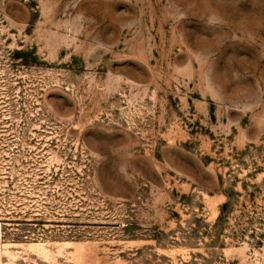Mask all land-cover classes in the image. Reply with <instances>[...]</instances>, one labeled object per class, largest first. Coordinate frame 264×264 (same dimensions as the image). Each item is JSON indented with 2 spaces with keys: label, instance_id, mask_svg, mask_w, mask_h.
<instances>
[{
  "label": "rangeland",
  "instance_id": "374dc122",
  "mask_svg": "<svg viewBox=\"0 0 264 264\" xmlns=\"http://www.w3.org/2000/svg\"><path fill=\"white\" fill-rule=\"evenodd\" d=\"M0 264H264V0H0Z\"/></svg>",
  "mask_w": 264,
  "mask_h": 264
}]
</instances>
